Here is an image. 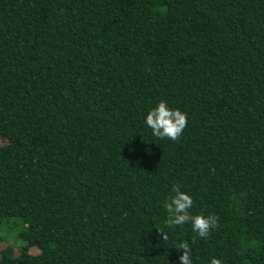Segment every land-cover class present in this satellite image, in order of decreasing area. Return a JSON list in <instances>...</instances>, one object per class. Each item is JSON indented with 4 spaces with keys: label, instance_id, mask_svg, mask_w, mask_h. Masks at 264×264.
Returning a JSON list of instances; mask_svg holds the SVG:
<instances>
[{
    "label": "trees",
    "instance_id": "obj_1",
    "mask_svg": "<svg viewBox=\"0 0 264 264\" xmlns=\"http://www.w3.org/2000/svg\"><path fill=\"white\" fill-rule=\"evenodd\" d=\"M161 100L175 141L144 122ZM173 186L207 238L167 226ZM181 242L264 264V0H0V264H180Z\"/></svg>",
    "mask_w": 264,
    "mask_h": 264
},
{
    "label": "clouds",
    "instance_id": "obj_2",
    "mask_svg": "<svg viewBox=\"0 0 264 264\" xmlns=\"http://www.w3.org/2000/svg\"><path fill=\"white\" fill-rule=\"evenodd\" d=\"M144 122L153 136L175 141L182 136L187 126V114L179 109L170 108L165 101L161 100L146 113ZM171 191L173 195L164 204L169 214L167 226L178 227L190 223L192 230L199 237L207 238L210 231L216 227V217L213 215H191L189 209L194 205L192 195L182 191L179 186H173ZM164 238L166 237L164 236ZM174 247L184 250L179 256L180 264H193L188 243L181 242ZM210 264H222V261L217 257H212Z\"/></svg>",
    "mask_w": 264,
    "mask_h": 264
}]
</instances>
